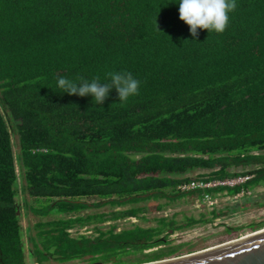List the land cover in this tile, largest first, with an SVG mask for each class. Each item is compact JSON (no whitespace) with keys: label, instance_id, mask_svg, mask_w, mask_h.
<instances>
[{"label":"trees","instance_id":"1","mask_svg":"<svg viewBox=\"0 0 264 264\" xmlns=\"http://www.w3.org/2000/svg\"><path fill=\"white\" fill-rule=\"evenodd\" d=\"M236 4L194 38L179 0H0V264H142L264 229V0ZM125 71L124 104L57 87ZM196 175L251 179L210 191L230 198L210 221L155 216L202 199L177 190Z\"/></svg>","mask_w":264,"mask_h":264},{"label":"clouds","instance_id":"2","mask_svg":"<svg viewBox=\"0 0 264 264\" xmlns=\"http://www.w3.org/2000/svg\"><path fill=\"white\" fill-rule=\"evenodd\" d=\"M236 7V0H179V18L189 26L194 38L198 36V29L223 33L229 24V13ZM108 76L109 82L103 84L99 77L91 82L83 77L76 80L61 77L57 87L68 95H91L97 105L104 103L113 88L121 104L139 95L141 82L130 72H110Z\"/></svg>","mask_w":264,"mask_h":264},{"label":"water","instance_id":"3","mask_svg":"<svg viewBox=\"0 0 264 264\" xmlns=\"http://www.w3.org/2000/svg\"><path fill=\"white\" fill-rule=\"evenodd\" d=\"M142 264H264V229L188 255Z\"/></svg>","mask_w":264,"mask_h":264},{"label":"built area","instance_id":"4","mask_svg":"<svg viewBox=\"0 0 264 264\" xmlns=\"http://www.w3.org/2000/svg\"><path fill=\"white\" fill-rule=\"evenodd\" d=\"M251 179L250 176L247 177H234V178H228V179H222V180H209L208 178H199L196 176H191V179L189 182H185L183 184H180L177 187V190L181 194H190V193H202L201 197L202 199L196 195L192 199L194 204L200 206L199 211L203 210V207L206 208H216L223 204L226 201H229L230 198L227 196L226 191H220L214 194H211V190H217V189H227V188H234L240 185L245 184ZM250 195V193H246L245 191H242L234 196L235 200L243 198L245 195ZM171 210H166L163 212L158 213L157 215L159 217H169L171 216ZM210 221V220H209ZM137 219H127L126 221L121 222V226L119 228H124L123 226L136 224ZM206 226L211 227L210 223H208Z\"/></svg>","mask_w":264,"mask_h":264},{"label":"rangeland","instance_id":"5","mask_svg":"<svg viewBox=\"0 0 264 264\" xmlns=\"http://www.w3.org/2000/svg\"><path fill=\"white\" fill-rule=\"evenodd\" d=\"M262 190L264 191V189H262ZM193 200L194 199H188V200L180 201L177 206H175V207H173L171 209V212H172L171 215H173V214H175L177 212H184L187 216H190V217L191 216H194V217L199 218V216L202 214L199 211V207L200 206L194 204ZM203 208L205 209L206 207L204 206ZM261 213H264V211L261 212ZM155 216H158V215L156 214ZM258 216H259V214H258ZM263 217H264V215L261 218H263ZM221 222H223V220L222 221H219L218 223H221ZM24 224H26V219L24 220ZM136 224H139V221L138 220H137V223ZM196 228H199V227H196ZM210 228H212V226ZM201 231H202L201 229H194L193 228L192 231L187 232L186 236L188 238H190V237H193L194 235L196 236ZM178 238H180V237H178ZM184 255H188V254H184Z\"/></svg>","mask_w":264,"mask_h":264},{"label":"crops","instance_id":"6","mask_svg":"<svg viewBox=\"0 0 264 264\" xmlns=\"http://www.w3.org/2000/svg\"><path fill=\"white\" fill-rule=\"evenodd\" d=\"M168 210H171V208L170 209H168ZM212 210H213V208H203V210L202 211H200V213H202L200 216H199V218H201L202 216H207V219H209V218H211L212 217V215H211V212H212ZM176 214V213H175ZM174 215V214H173ZM169 217H172V215L171 216H169ZM210 220V219H209ZM218 246V245H217ZM213 247H215V246H213Z\"/></svg>","mask_w":264,"mask_h":264}]
</instances>
